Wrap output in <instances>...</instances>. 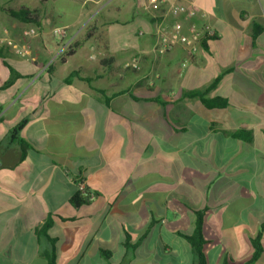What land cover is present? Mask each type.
I'll list each match as a JSON object with an SVG mask.
<instances>
[{"label": "crops", "instance_id": "1", "mask_svg": "<svg viewBox=\"0 0 264 264\" xmlns=\"http://www.w3.org/2000/svg\"><path fill=\"white\" fill-rule=\"evenodd\" d=\"M174 24L213 35L157 54ZM199 211L206 264H264V0H0V264H197Z\"/></svg>", "mask_w": 264, "mask_h": 264}, {"label": "trees", "instance_id": "2", "mask_svg": "<svg viewBox=\"0 0 264 264\" xmlns=\"http://www.w3.org/2000/svg\"><path fill=\"white\" fill-rule=\"evenodd\" d=\"M8 13L18 19L21 20L23 19L24 22H34L37 24V15L34 12H29L27 10H23L21 13L16 14L14 12L8 11ZM256 35L252 36V39L254 40ZM80 46V43L74 42L72 45L68 47L67 55L71 54L75 49H77ZM18 76L15 73H11V78L7 84H10L14 79H16ZM219 77L214 79L208 86L201 90H196L193 92H190V96L198 97L201 99V101L204 103V105L211 109V108H224L227 106V101L222 99V98H208L209 92L215 87V85L219 81ZM27 124V120H22L15 128H13L11 131H9L8 138L10 142H17L21 144L19 141L18 134L19 132L23 129V127ZM244 133V132H243ZM226 135H230L233 137H240V133L235 134V133H228L225 132ZM89 202V199L86 195L81 193L80 191H77L71 198H70V204L74 208H79L81 205H84ZM196 219H195V224H194V230L191 235H182V237L189 243L192 253L194 255L195 261L197 264H206L205 261V256L203 253V245H204V238L202 235V225H203V212L199 211L196 212ZM51 225V219L48 218L46 222L43 224V226L40 228L38 231L39 235H43L48 241L52 242V240L48 237L47 235V230ZM264 227V223L261 226V230ZM261 232L257 234V236L252 240V244L254 247V252L251 257V259L245 263V264H254L260 257L262 253V245H261ZM53 245V244H52ZM47 260L48 264H55L54 262V255L53 252L50 251L47 254Z\"/></svg>", "mask_w": 264, "mask_h": 264}, {"label": "built area", "instance_id": "3", "mask_svg": "<svg viewBox=\"0 0 264 264\" xmlns=\"http://www.w3.org/2000/svg\"><path fill=\"white\" fill-rule=\"evenodd\" d=\"M151 2H155V0H151ZM174 10L190 18L194 15L196 9L194 5H191L189 7L176 6L174 7ZM179 30V24H174L171 27L164 25L160 26L158 29L156 43L154 45L155 52L159 55H163L171 51L176 45H181L190 58L196 53L199 43L207 36L213 35V33L207 28L198 29L191 26L186 34L179 33ZM63 32L64 29H55L56 35L60 36L63 34ZM13 48L15 53L19 56H25L27 54V49L25 47L13 46ZM186 65L187 62L183 63L182 67L184 68ZM126 66L128 68L137 69L138 62L136 59H133ZM78 190L83 192V186L79 185Z\"/></svg>", "mask_w": 264, "mask_h": 264}]
</instances>
